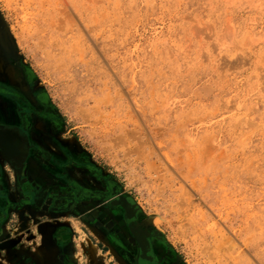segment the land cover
<instances>
[{"label": "rangeland", "instance_id": "374dc122", "mask_svg": "<svg viewBox=\"0 0 264 264\" xmlns=\"http://www.w3.org/2000/svg\"><path fill=\"white\" fill-rule=\"evenodd\" d=\"M5 57L45 93L60 145L113 178L181 264H264V0H0ZM43 169L33 219L66 247L8 205L0 264H119L60 214L65 175Z\"/></svg>", "mask_w": 264, "mask_h": 264}, {"label": "flooded vegetation", "instance_id": "af4514ba", "mask_svg": "<svg viewBox=\"0 0 264 264\" xmlns=\"http://www.w3.org/2000/svg\"><path fill=\"white\" fill-rule=\"evenodd\" d=\"M3 61L0 137L5 145L22 152L26 149L23 162L32 169L41 166L52 177L56 172L65 175L59 186L60 214H81V220L100 237L104 255L116 258L119 264H181L138 205L121 194L113 178L99 174L86 158L77 159L60 145L61 121L45 93L35 89L28 68L21 63L9 66L7 57ZM14 149H7L8 155ZM21 154L16 157L20 159Z\"/></svg>", "mask_w": 264, "mask_h": 264}, {"label": "water", "instance_id": "95a60500", "mask_svg": "<svg viewBox=\"0 0 264 264\" xmlns=\"http://www.w3.org/2000/svg\"><path fill=\"white\" fill-rule=\"evenodd\" d=\"M1 144L2 143L0 141V214H6L10 209L14 210L15 213L19 211L16 214L23 215V217L27 219V223L33 221V226L37 227V232L41 236V243H43L44 240L49 241L50 239H55L58 241V247L65 249L68 240L64 238L65 235L62 229L59 230L58 228H48L45 222L39 224V222L33 219L34 210H41L43 212L45 211L46 201L41 197V191L38 187L39 184L28 179V176H30V171L26 167V161L21 167L14 164L12 165L8 159L3 156V146ZM5 166L9 167L13 172L12 178H10L4 171ZM11 185L13 190L19 194L18 201L16 202H11L8 197V191L10 190ZM8 205L12 207H9V210L6 209ZM36 222L38 225H36ZM20 229L21 232L30 230V228H28L26 225L22 226ZM61 258L63 259L64 256H61Z\"/></svg>", "mask_w": 264, "mask_h": 264}, {"label": "bare ground", "instance_id": "6f19581e", "mask_svg": "<svg viewBox=\"0 0 264 264\" xmlns=\"http://www.w3.org/2000/svg\"><path fill=\"white\" fill-rule=\"evenodd\" d=\"M2 139H3V137H0V141H1V145L3 146V148H2V150H3V152H2V154H3V156H5L7 159H8V161L13 165H16V166H22V164L24 163L23 162V159H24V157H25V154L27 153V150L25 149L24 150V152H23V154H21V157H20V159H18L14 154H11V155H8V150L7 149H9V148H11V149H14V147L13 146H8V145H5L3 142H2ZM13 161V162H12ZM113 204V203H112ZM132 213V212H131ZM142 242V241H141ZM140 242V243H141ZM145 254H146V252H145ZM146 256V255H145ZM144 258V257H143Z\"/></svg>", "mask_w": 264, "mask_h": 264}, {"label": "crops", "instance_id": "0c3cea01", "mask_svg": "<svg viewBox=\"0 0 264 264\" xmlns=\"http://www.w3.org/2000/svg\"><path fill=\"white\" fill-rule=\"evenodd\" d=\"M14 155L15 156H18V154L20 153V152H22V150H18V148H15L14 150ZM27 167V169L29 170L30 168H32V166L30 167V166H26ZM30 171V170H29ZM27 173H29V172H27ZM12 175V174H11ZM29 177V176H28Z\"/></svg>", "mask_w": 264, "mask_h": 264}]
</instances>
